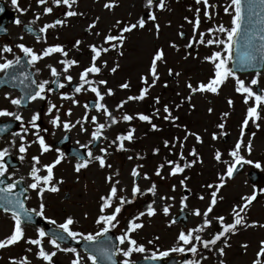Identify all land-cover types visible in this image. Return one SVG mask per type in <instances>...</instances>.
Segmentation results:
<instances>
[{
  "label": "snow or ice",
  "instance_id": "1",
  "mask_svg": "<svg viewBox=\"0 0 264 264\" xmlns=\"http://www.w3.org/2000/svg\"><path fill=\"white\" fill-rule=\"evenodd\" d=\"M34 2L42 11L35 14L34 20L26 26V29L34 34L36 43L45 46L35 49L23 42L17 43L14 47L19 50V55L14 53L11 45L6 44L0 47V73L3 74V77H0V84L15 86L18 81L23 86V94L20 97L13 98L6 93L4 98L16 109L26 108L29 104L38 101L46 102L47 105L46 110L39 108L32 110L27 120L18 110L0 108V117L11 118L8 122L0 123V137L5 133H10L12 137L8 141V146L0 148V211L10 216L12 221L10 232L0 238V250L9 249L23 242L27 245L25 252L32 253L41 264H55L54 257L58 253L71 254L70 264H89V262L90 264H105V262L107 264H140V261L133 259L134 254H141L144 260L161 261L172 253L190 255L191 258L186 259L183 264H205L210 257H214V264H227L225 257L227 249L232 247L230 241L233 236L238 235L242 230L264 229V222L250 221L248 218L253 202L257 201L258 196L264 195V187L253 185L251 193L241 195L227 216L214 212L218 203L224 200L220 194L221 190L225 188L229 180L235 178L243 166L250 165L264 172V164L261 161L248 158L252 156L255 133H251V138L245 139L250 125L259 130L264 122V88L259 87L264 73L257 67L264 65V0H226L223 12L231 17L230 26H225L223 23L209 24L206 31L200 30L201 17L203 16L209 22L212 21L213 10L219 5L211 3L210 0H194L196 7L188 9L193 13L192 17L183 18L187 24L191 25L192 35L188 37L184 31H179L177 35L180 39L187 41L183 46L185 49L200 46L208 49L203 57L199 56L198 51L196 57H192L199 59L202 64L210 65L208 75L195 83L191 77H187L184 83L187 95L181 96L180 92H176V96L180 97L178 102H162L159 95L151 97L152 90L162 79L161 65L169 64L165 48L154 45L144 70L137 74L139 87L136 93L121 98L114 105H109L107 99L115 97L118 90L132 92V80L124 79L112 87L109 85V80L104 78V72L107 70L109 75L114 76L121 70L120 58L125 56V45L129 34L134 31L145 30L151 22L152 28L149 31L153 33L155 40H159L161 26L156 22L158 18L155 10H166V0H145L146 11L135 22L116 19L107 31L97 30L100 17L96 16L83 29L87 35L94 36L96 39L86 43L77 38L70 48L62 43L48 44L47 34L50 30L58 31L70 27L72 18L87 19L86 14L79 11V0H34ZM12 4L21 14L28 11V9L19 8L18 0H12ZM118 6L117 0H106L103 4V8L108 12H112ZM2 11L3 9L0 8V12ZM42 16H52L53 19L44 23L37 31L31 25L40 21ZM14 23L20 25L21 21L17 18ZM54 38L59 40V36ZM19 39L23 41L24 37L21 36ZM82 45L88 50L87 64H81V61L76 58V54H82ZM168 47L178 54L181 52V47L175 41L169 42ZM241 48L244 50L243 55H240ZM113 52L116 53L117 58L110 66L109 60L104 57ZM6 54H12L13 58L8 59ZM191 56L192 53L187 52L182 58L187 61ZM236 56L239 58L236 59ZM46 58L51 61L45 65L49 78L37 81L35 76L41 72V69L36 66ZM25 66L29 69L35 68V73L23 70ZM74 69H80L75 76ZM249 70H255L252 78L249 81L241 79L239 73ZM182 75L181 71L167 67V76L176 81L177 86ZM230 79L234 81V92L242 97V102L246 105V112L239 125V136L230 149L222 151L213 146L212 159L223 168L217 173L215 181L206 182L203 185L204 192L196 195L199 201H207L205 207L191 206L189 195L180 196L181 212L188 209V215L197 218V222L191 226L185 224L180 228L173 245L167 250H161L156 246L159 236L148 240L147 244L153 246L150 250L144 243L138 241L134 234L144 228L143 218L145 217L152 218L158 214L170 217L177 200L175 195L160 193L159 185L152 179V175L159 177L161 181L182 177L178 181L180 188L183 193L191 194L192 190L188 187L190 177L185 175V172L197 164L204 163L196 147V145H204L203 135L190 130L186 124L179 123L180 116L174 113L178 112L185 103L189 105L190 110H194L195 105L192 104V100L196 95L219 96L223 86ZM70 86V91H63ZM162 87L167 89L169 83L165 81ZM53 93L59 96V103L53 102L50 98ZM85 96H90L91 102L81 103V99ZM149 97L152 98L150 112L130 113L125 110L129 103L143 102ZM63 102H68L69 106L65 107ZM226 102L230 109L234 108L232 98H227ZM76 108H82L83 111L80 116L74 118ZM207 111L211 115L214 108L209 107ZM230 115V112L221 114L220 122L215 124L217 131L208 133L207 128L203 130L210 135L211 141H220L229 136L226 121ZM44 119H47L50 128L42 126ZM133 121L148 124L152 132L163 130L154 121L167 122L183 135L174 134L171 138L161 141L163 148L167 150V155L156 164L152 175L143 171L145 165L142 163H137L131 168L129 173L131 198L124 194L128 192V187L123 183L119 170L110 171L104 176L108 190L99 197L94 232L75 230L78 221L72 215L66 216L60 223L50 218L47 215L46 193L55 194L61 191L60 186L65 181L63 178H56L55 170L69 158L60 148H54L47 136H55L56 130L62 131L64 140L70 138L69 134L73 130H76L78 134H87L89 139L86 143L76 141L79 148L85 151L81 154L78 150H74L73 171L79 174L92 165H96L100 170H111L113 166L108 162V158L112 152H129L130 149L126 145L133 144L137 140L135 135L137 129L132 126ZM14 122H18V131L12 130ZM121 124L127 127L110 138L109 130ZM189 138H192L195 143L186 154ZM17 142H19L18 146ZM33 145L37 146L38 154L30 157L27 177L14 178L15 171L8 174L6 158L11 156L10 149H15L18 160L23 162ZM53 151L56 153L55 158L44 163L42 157ZM160 153V145L152 148L153 156H160ZM127 158L137 161L146 159L139 153L129 155ZM140 181L147 182V185L142 187ZM21 185L23 187H19ZM176 191L177 185L172 184L170 192ZM30 193L36 195L35 207L28 206V202L32 199ZM146 195H150L153 199L145 204L144 210L126 219L120 234L113 239L109 233L120 227V217L125 206L134 204L137 198ZM35 218L54 225L55 230L46 231L45 227L38 226ZM87 218L88 215L85 213L84 219ZM177 223V219L171 218L167 227L171 229ZM26 225H36L35 236L26 235ZM68 240L77 244L84 242L85 254L82 256L76 247L62 246ZM240 247L244 250V254H247L249 244L241 243ZM149 252L150 255H145ZM116 257L121 259L117 260ZM8 264H33V261L24 255L19 258L10 257ZM251 264H264V239L257 242V250Z\"/></svg>",
  "mask_w": 264,
  "mask_h": 264
},
{
  "label": "rangeland",
  "instance_id": "2",
  "mask_svg": "<svg viewBox=\"0 0 264 264\" xmlns=\"http://www.w3.org/2000/svg\"><path fill=\"white\" fill-rule=\"evenodd\" d=\"M81 5H79V10H86L90 13H93L91 16H87V20H80V22H76L72 20L70 22V28L67 30H63L59 36L60 40H63L64 42L67 40H70L71 42L74 40V38H79L84 40L85 42H92L93 40H90V35L84 36L83 29L86 27L87 23L91 21L96 16H100V22L98 24L97 30L101 31H107V29L114 23L115 19H123L125 21L131 20L135 22L136 19H138L141 15H143L146 11L144 8L145 0H117L118 7H116L115 12H108L103 8V4L106 2V0H98L95 2V0H81ZM167 2V9L164 11H160L159 9H156V15H157V23L161 26V32H160V38L159 40L154 39V35L149 29L152 28V23L150 22L147 25V28L145 30H138L134 31L132 34H129V39L125 45V56L123 58H120L121 63V70L118 71V73L114 76L109 75L107 70L104 72V78H107L109 80V85L112 87H115L120 82H122L124 79L131 78L132 80V92L127 91H117L116 96L114 99H107V102L109 105H114L117 103L121 98H125L129 94H135L139 84L137 80V74L142 72L148 63L150 59V54L152 53L155 46H161L165 48L169 64L167 66L161 65L160 72H161V82L156 86L155 89L152 90L151 97H155L159 95L161 97L162 102H172V101H179L180 97L176 96V92H180L181 96L187 95V89L184 86L185 79L187 77H191L193 83H195L197 80L204 79L209 72L210 65L208 64H202L199 59H193L192 57H196L197 51L199 52V56L203 57L205 54H207L208 49L200 46L198 48L194 49H185L183 46L187 42L185 39H180L177 33L179 31H184L188 37L192 35V28L191 25L187 24L184 21V17L188 16L189 18L192 17L193 13L190 12L189 8L196 7L195 4H192L190 0H166ZM211 3L218 4L219 7L214 11V19L212 21H207L201 17L202 24H201V31H206V29L209 27L207 24H217V23H223L225 26H230L231 17L229 15H226L223 10V5L226 3V0H210ZM52 18L43 17L40 21H38L37 25H43L44 23L50 22ZM170 23V26H169ZM181 25H183V28H181ZM49 36V35H47ZM48 44H50L51 39L47 37ZM171 41H175L180 47L181 52L178 54L174 50L168 47V43ZM45 45L39 44L37 46V49H40ZM187 52H191L192 56L189 58V60L184 61L183 55ZM105 59L109 60V64L111 66L112 61L116 59V53H111L109 56L104 57ZM81 61V64L84 63V59L78 58ZM51 62L49 59L46 58L45 61H41L37 66L41 69V72L38 74V81L42 79L49 78V73L45 67L47 63ZM167 67H173L175 70L181 71L183 75L179 78V86H177L176 81H174L171 77L167 76ZM80 69H74L73 75L75 76L76 73ZM47 77H45V75ZM241 79H245L246 81H249L252 78V75L250 76H240ZM167 81L169 83V87L167 89L162 87V84ZM260 88H264V74H262L260 79ZM88 96H85L81 99V103H83V99ZM149 97V99L145 100L147 104L150 105L149 109L151 111L152 106V98ZM232 98L234 100V108L230 109L227 105L226 99ZM55 101H58L59 98H54ZM38 106L40 102H35ZM65 104V107H68V102H63ZM192 104L195 105L194 110L189 109V105L187 103L184 104V106L178 111L175 112V115L183 116L185 119H180L179 123L186 124L190 130L199 132L203 135L204 138V145H196L197 150L201 153L202 158L204 160V163L197 164L194 168L198 169L200 172H198L196 178H198V181H205L207 179V176L210 174V167L213 164L212 159V151L213 146L220 148L222 151L227 149V147L223 146L221 142L216 141L213 142L210 139V135L204 133V129H208V133H211L212 131H217L215 129V124L220 122V117L223 112H230L231 115L227 118L226 121V130L229 132V136L225 137L226 145H231L236 140V138L239 136V125L241 123V120L246 112V105L243 104L241 98L238 97L237 93L234 92V81L229 80L222 88L221 93L219 96H213V95H196L193 100ZM142 105L144 103L142 102H132L129 103L125 110L128 112H137L140 111L142 108ZM47 105H41L39 109L46 110ZM212 107L214 108V112L210 115L208 113V108ZM143 109V108H142ZM83 111L82 108H78L74 110V118L80 116ZM161 126H168L169 124L167 122L160 121ZM43 127H49L47 123V119H44L42 121ZM170 126V125H169ZM127 125L121 124L119 126H114L113 129L109 130L108 135L111 138L115 134H117L120 131H123ZM144 130V127H140L138 131H136V137L139 136V134ZM255 133V138L253 139V152L252 156L248 157L252 159L253 161H256L259 156L264 154V122L261 124V128L256 131L254 126L249 127L247 130L245 139L251 138V133ZM62 131L56 130L55 136H47L48 138H55L57 139L60 135H62ZM71 134L72 142L75 145L76 141L79 140L80 143H86L89 139V136L87 134H78L76 130H73ZM174 134L183 135L182 132H178L175 128L170 126V136H173ZM168 135V136H169ZM155 136L147 137L146 139H143L140 141V143L133 147L132 144L126 145L130 151L129 152H116L113 151L112 155L108 158V162L112 164V169H104L100 170L96 165H92L88 168V170L85 172V177L81 176L79 178L80 174H76L73 171V162L65 161L63 162L56 170L55 175L56 178H63L64 184L61 185V190L64 191L66 188H73V192L70 193V196H72V202L77 203L81 202L84 207L82 209L73 207L68 208V213H71L80 223L81 226L87 228L88 223L95 217L94 211V201L97 196H100L101 194H105L108 190V186L104 181V176L108 174L110 171L119 170L123 177V183L128 187V192L124 193L125 195L130 196V189H131V178L129 176L130 170L132 167H134L137 163H141L140 161L134 163L132 160H128V156L134 153H139L142 155L148 156V162L146 165V169L144 171L148 172L150 175L153 174L154 168L157 163L161 161L160 156H153L151 154L152 148L154 145H157L159 143V138L157 137L152 138ZM9 140H7L8 142ZM195 141L192 138H189L188 144L186 146V154L187 150L190 149ZM235 143V142H234ZM37 155L38 154V148L36 145H33L28 152V155ZM56 154H50L47 156L42 157V160L44 163H48L51 160L55 158ZM260 156V158H261ZM227 158V157H225ZM216 164V163H215ZM23 166L16 170L15 174L19 176H25L27 177V172L29 169V161L27 159L24 160ZM216 169L221 170L222 165L216 164ZM165 175H167V172L165 171ZM206 175V176H205ZM75 179L77 181H75ZM152 179L158 183V185L162 186V190L159 187L160 193H168L170 195H175L177 197V200L175 202V206L171 210V214L180 208L179 205V199L183 193L182 189L179 186V178L173 177L169 178L167 180L161 181L159 177H156L152 175ZM244 179L238 178L234 181V185L239 188L240 192L238 193V196L241 194H250L248 186L245 188L242 186V182ZM30 182V181H26ZM76 182V184H75ZM145 181H143L144 183ZM160 182V183H159ZM147 185V182H145ZM172 184L177 185V191L175 193L170 192V186ZM142 186V185H141ZM191 187L193 190H196V186L192 183H188V187ZM199 186V185H198ZM200 188V187H199ZM65 192V191H64ZM64 192H61L55 198L53 199V204L50 212L47 213V215L55 219L57 222H60L64 216H62L60 209V206H64L65 204L62 203L61 197L64 194ZM230 193V192H229ZM30 195H35V193H30ZM153 197L150 195L145 196V204L147 202H150ZM144 204V206H145ZM190 205L191 206H199L201 208L205 207L206 202L195 203L193 200L190 199ZM131 207L124 208V212L121 214V230L124 226V221L131 217L132 214L137 213L134 212L133 205H130ZM144 206L141 210H144ZM254 208L257 210L262 204L259 203V201L255 204H253ZM188 210V209H186ZM262 215L260 217L261 221H264V212L261 211ZM259 210V214H261ZM87 213L88 218L84 219V214ZM165 221H169V218L166 217ZM165 221H162L160 214H158L155 217L143 218L144 222V228L140 230L139 237L143 241V239L146 241L145 245L148 248L150 246V249L153 247L152 245H148L147 241L150 239H154V237L159 236V241L156 242V246L160 244V242H163L165 244V247H167L171 241L174 238V235L176 233V230L174 227L171 229H168L166 226ZM197 222V218L190 217L189 224L190 226L193 223ZM160 225V226H159ZM11 229L10 223L8 225L4 220H0V238H3L5 235H7ZM50 247V246H49ZM35 249V248H34ZM15 251L17 253H21L20 249L16 248ZM1 254H4L2 251ZM11 255H14L13 253ZM30 258V257H29ZM71 254H65V253H58L56 257H54L55 264H69V261L71 259ZM35 264H41L39 260L36 259ZM205 264H209V261H206ZM214 264V262L210 263ZM232 264H242V261L240 259L237 260V262Z\"/></svg>",
  "mask_w": 264,
  "mask_h": 264
},
{
  "label": "flooded vegetation",
  "instance_id": "3",
  "mask_svg": "<svg viewBox=\"0 0 264 264\" xmlns=\"http://www.w3.org/2000/svg\"><path fill=\"white\" fill-rule=\"evenodd\" d=\"M18 3H19V8L28 9V11L25 14H21L20 11H18L17 7L12 4V0H0V6L2 5L7 11L13 10L16 14V19L18 18L22 24H30V22L34 20L35 14H38L39 9H41V8H39V6L34 2V0H18ZM41 11H42V9H41ZM7 17H8V15L6 14V12L0 16L1 19H7ZM36 24H37V22L33 25L36 26ZM13 28H16V30H13ZM54 33H55V31H54ZM21 36L24 37L23 41H21L19 39V37H21ZM21 42H23L26 45L31 46V47H34L37 44L36 40L34 38H32L31 36L22 32L21 26L16 25L15 23H14V25L8 27V33L5 37H0V47L4 46L6 44L11 45L14 48V53L18 54V55L20 54L19 50L15 49L14 46H15V44L21 43ZM6 55H7L8 59L13 58L12 54H6ZM31 71L33 73H35V68H31ZM0 75H2V73H0ZM35 78H36V76H35ZM1 92L5 93V94L9 93L13 98L18 97V94L13 90H3ZM4 97L0 98V108H8L11 111H17L18 110L22 113L30 112L32 109V103L29 104L26 109H22V108L16 109ZM10 119L11 118L0 117V120H2V121H6V120H10ZM15 158H16V156H15ZM10 172L11 171H9V173ZM253 185H255L257 187H264V173L263 172L260 171L257 181L254 184L249 185V186L252 188ZM227 186L228 185H226L225 187H227ZM239 197L240 196H238L234 199L232 205L230 204L229 201L224 200L222 205L219 206L220 210H218L215 213L216 214H223V215L227 216V214L230 212L231 207L235 203L238 202ZM46 198H48L50 200L53 198V195H48V196H46ZM263 198H264V195H260V196H258L257 201H260V202L263 201L264 202ZM68 201L69 200H67V202ZM50 203H51V200H50ZM259 210H260V212L262 210L264 212V205H263V207H260L257 210L253 207L250 208V210L248 212V218L250 219V221L262 222L260 220L262 212H261V214H259ZM260 239H264V229L242 230L238 235L233 236L231 241H230V243L232 244V247L227 249V255H226L227 263L231 264L232 262H235V260H237V258L239 259V257H241V259L243 260V264H251V261L254 259V254L257 250V242ZM241 243H248L249 244V248L247 249V254H244V250L241 249V247H240ZM175 254H178V253H175ZM213 259H214V257H210L209 262L211 263Z\"/></svg>",
  "mask_w": 264,
  "mask_h": 264
},
{
  "label": "water",
  "instance_id": "4",
  "mask_svg": "<svg viewBox=\"0 0 264 264\" xmlns=\"http://www.w3.org/2000/svg\"><path fill=\"white\" fill-rule=\"evenodd\" d=\"M243 51H244L243 48H241L240 55H243ZM235 58L238 59L239 56H236ZM263 66L264 65H258L257 67L262 71L263 70ZM248 72H255V70H249L247 72L241 71L240 74H244V73H248ZM147 263H148V260L140 261V264H147ZM149 264H159V261H151V260H149Z\"/></svg>",
  "mask_w": 264,
  "mask_h": 264
}]
</instances>
